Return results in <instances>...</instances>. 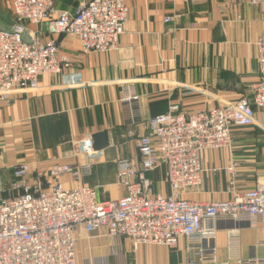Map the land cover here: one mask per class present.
<instances>
[{"label":"crops","instance_id":"0c3cea01","mask_svg":"<svg viewBox=\"0 0 264 264\" xmlns=\"http://www.w3.org/2000/svg\"><path fill=\"white\" fill-rule=\"evenodd\" d=\"M90 0H55V9L75 14ZM255 1V2H254ZM257 1V2H256ZM130 16L117 50L86 53L78 38L54 36L50 22L39 31L43 40L62 45L61 58L72 69L61 75H42L39 90L22 92L11 102L0 100V180L10 181L19 164L30 166V182L38 174L47 188L54 165H81L88 156L78 151L85 135L106 133L108 146L95 151L92 173L80 183L93 187L100 202L117 201L127 192L117 184L119 163L132 160L140 167L137 140L148 133L151 118L172 106L187 115L209 111L253 98L259 82L256 43L264 41V0H127ZM12 11V5H11ZM2 14H0L1 16ZM2 17V16H1ZM166 18L171 21L166 23ZM13 24L12 21L10 28ZM79 73L81 85H71ZM127 89L140 96L137 122L122 103ZM132 131V135L128 134ZM239 191L264 187V111L256 109L254 124L234 128L232 145L202 156L203 184L186 191L183 199L220 202L232 199V177ZM165 166L146 174L154 195L169 196ZM65 188L77 185L70 176L60 179ZM213 242L181 238L172 249L141 246L135 250L125 238L105 229L88 235L77 232V264H182L201 257L200 248H216V263L264 260V226L255 220L220 219ZM238 230L237 250L230 248L228 232Z\"/></svg>","mask_w":264,"mask_h":264},{"label":"built area","instance_id":"2783aa9c","mask_svg":"<svg viewBox=\"0 0 264 264\" xmlns=\"http://www.w3.org/2000/svg\"><path fill=\"white\" fill-rule=\"evenodd\" d=\"M13 24L0 28V100L11 102L22 92L39 90L42 75H61L72 69L69 59L61 58L57 40H43L40 32L30 31L50 22L54 36L79 39L86 53H109L118 49L124 25L130 16L127 0H90L75 14L55 9V0H11ZM255 2V1H254ZM257 2V1H256ZM170 18L165 22L169 23ZM259 82L253 98L187 115L172 106L166 114L148 122V133L137 140L141 159L138 168L132 160L119 163L117 184L127 194L117 201L100 202L97 191L80 183L92 173L93 135H85L78 151L88 156L81 165H54L53 180L47 188L38 174L29 182L30 166L13 169L15 182L4 188L0 180V264H77V232L91 235L105 229L110 236L129 240L135 250L141 246L175 248L181 238L199 237L213 242L220 219L238 222L255 220L264 226V187L239 191L235 187L237 164L227 172L232 177V199L220 202H193L183 199L187 190L203 184L202 156L206 151L229 148L234 128L254 124L256 109L264 111V41L256 43ZM71 85H81L79 73L70 75ZM140 96L127 89L122 103L128 108L130 125L137 122L135 107ZM128 134L132 135V131ZM165 166L171 194L154 195L147 178ZM70 176L77 185L65 188L60 182ZM230 248L237 250L239 231L228 232ZM201 257L182 264L216 263V248L199 249ZM236 264H264V260H240Z\"/></svg>","mask_w":264,"mask_h":264},{"label":"rangeland","instance_id":"374dc122","mask_svg":"<svg viewBox=\"0 0 264 264\" xmlns=\"http://www.w3.org/2000/svg\"><path fill=\"white\" fill-rule=\"evenodd\" d=\"M11 4H12L11 0H0V14H2L1 15L2 17L0 16V28L8 29L7 27L11 25V21H12ZM28 181L30 182V179H28ZM15 182L17 181H15V179L12 176L9 182L8 181L3 182L4 188L6 190L8 188H11V186Z\"/></svg>","mask_w":264,"mask_h":264},{"label":"water","instance_id":"95a60500","mask_svg":"<svg viewBox=\"0 0 264 264\" xmlns=\"http://www.w3.org/2000/svg\"><path fill=\"white\" fill-rule=\"evenodd\" d=\"M93 141L95 151H100L109 144L106 133H98L93 135Z\"/></svg>","mask_w":264,"mask_h":264}]
</instances>
